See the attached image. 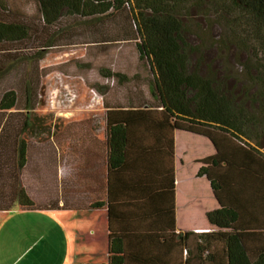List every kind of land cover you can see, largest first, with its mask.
I'll list each match as a JSON object with an SVG mask.
<instances>
[{"label":"trees","instance_id":"obj_1","mask_svg":"<svg viewBox=\"0 0 264 264\" xmlns=\"http://www.w3.org/2000/svg\"><path fill=\"white\" fill-rule=\"evenodd\" d=\"M195 0L198 7V2ZM37 16L32 26L18 21L17 14L0 0V55L11 50L4 47L20 44L26 40H37L44 33L54 41L63 31L48 36L46 30L66 15L83 19H101L124 15L129 29L125 40H137L139 58L146 63L152 77L149 82L150 95L155 105L135 108L134 104L112 108L105 106L104 134L106 137L107 177L123 164L128 146V133L151 125L150 129L169 132L175 130L174 122L205 128L230 136L243 144L250 152L264 160L257 147L243 141L242 122L235 119L236 99L217 82L215 74L208 79L189 73L188 52L191 50L183 36L184 27L180 21L183 6L189 0H34ZM208 6L221 12L232 44L251 48L256 52L253 82L260 90L251 95L248 102L259 105L257 114L264 113V0H207ZM199 8V7H198ZM16 18V19H15ZM229 19V20H228ZM133 36L136 38H133ZM41 42L40 47L52 45ZM17 53V50H14ZM39 49L35 60L42 59ZM2 58V56H1ZM26 56H12L7 63L19 65L31 60ZM252 68V65H251ZM223 84V85H222ZM225 91V94L222 92ZM30 93L25 114L18 112L16 92L4 93L0 100V184L7 178L23 174L28 167L29 141L27 133L37 131L36 117L31 113ZM262 102V104H259ZM124 106V105H123ZM256 114V112H255ZM255 114L248 116L246 124L257 122ZM238 115V114H237ZM35 120V121H34ZM144 125V126H143ZM260 127L263 123L257 122ZM49 142V141H48ZM53 151V144L49 143ZM215 144H213L214 146ZM54 154V153H52ZM218 160V159H217ZM212 167L222 165L221 160L211 159ZM14 169V170H13ZM209 167L202 166L197 177L209 178ZM257 176V175H256ZM213 192L223 188L221 179L210 180ZM228 184V183H227ZM145 190V189H144ZM110 182L106 186L104 201L84 204V209L105 210L107 214V264H176L173 255L182 245V236L174 232V188L140 190L138 200L115 202ZM17 204L25 210H35V203L21 188L17 191ZM13 203H9L11 206ZM4 205V206H3ZM8 204L0 203V208ZM57 206H55L56 208ZM79 207V206H77ZM83 207V206H80ZM63 209H77L64 203ZM135 222V226L125 225ZM147 219V220H146ZM255 228L236 229L235 224L251 221ZM147 221V224H143ZM210 226L208 232H196L195 264H264V202L262 203H220L219 207L206 213ZM131 228V229H129ZM178 239V241H177ZM181 243V244H180ZM149 249V251H146Z\"/></svg>","mask_w":264,"mask_h":264},{"label":"rangeland","instance_id":"obj_2","mask_svg":"<svg viewBox=\"0 0 264 264\" xmlns=\"http://www.w3.org/2000/svg\"><path fill=\"white\" fill-rule=\"evenodd\" d=\"M6 4L17 14L18 21L32 26L37 16L34 0H6ZM207 4V0H201L197 4L199 8H196L195 0H189L180 14L184 27L183 36L191 49L187 54L188 72L202 79H208L210 74H215L218 83L225 81L222 85L236 99L234 107L236 106L238 115L234 117L243 124V141L257 147L264 155V113L263 116L257 114L259 105L248 102V98L260 90V86L253 82L256 77L253 67L256 52L248 47H240L237 43L232 44L230 32L226 28L228 22L223 21L227 17ZM128 29L129 22L124 15L89 21L66 14L59 24L46 30L47 37H52L58 30L63 31L54 41L49 37L45 40L42 33L37 40H26L3 48L11 51L9 54L0 55V100L5 92L15 91V109L25 114L24 108L30 93V104L34 108L31 114L36 117L34 126L38 127L36 132L32 130L25 136L31 150L38 143L40 149L44 150L49 146L48 141L64 140L61 147L65 158L64 165L68 171L74 173L77 133L81 130V124L90 130L93 121L95 128L92 129L104 132V109L107 106L131 107L127 104L132 103L135 108H145L156 104L149 91V82L153 77L146 63L139 58L137 40H122ZM41 42L52 47H40ZM43 48L45 51L42 59L35 60L38 50ZM12 56L33 59L11 65L7 61ZM258 56L261 58L264 54ZM222 93L225 94V91ZM251 114H255L257 122L263 123L261 127L257 122L246 124ZM81 116L88 118L87 123L86 120L78 123ZM177 127L180 139L189 137L193 143L184 160L186 175H190L198 167L192 160L215 152L211 143L218 148L217 157L222 162L220 175H217L221 179L222 190L216 193L210 189L209 182L216 177L215 174L206 180L187 181L180 186L181 211L184 206H188L189 212L194 213L196 222L200 223L204 221L203 210L210 211L221 202H264L263 159L228 135L192 127L186 123H179ZM29 162L32 167L36 164L35 159ZM23 174L27 184L26 178L29 174L27 171ZM184 194L190 199L186 200ZM185 200L190 203H183ZM70 216L40 211L23 212L16 204L10 212L0 214V247L10 251L23 248L40 234L47 233L52 236L50 242L57 249L62 246L54 254V261H60L63 245L68 243L70 247L75 246L73 237H70L76 233L75 218ZM95 225L102 229V224H94L97 229ZM250 225L257 227L259 224L254 222ZM89 233H93V230ZM85 238L86 235H82V241Z\"/></svg>","mask_w":264,"mask_h":264},{"label":"crops","instance_id":"obj_3","mask_svg":"<svg viewBox=\"0 0 264 264\" xmlns=\"http://www.w3.org/2000/svg\"><path fill=\"white\" fill-rule=\"evenodd\" d=\"M86 119L88 118L81 116L78 123H84ZM179 123L174 122L175 130L172 135L169 132L152 130L150 129L151 125H145L146 129L143 127L136 130L131 129L128 133V146L123 164L112 171L108 177L106 137L103 131L98 132L92 129L94 127L93 121H91L90 127L92 128H89L90 130L81 124V130L77 133L74 173L68 171L64 165L63 160L65 158L61 150L64 140L48 142L53 144V151L48 145L47 148L41 150L40 143L37 144L36 148L33 146L34 150L29 148V160L35 159L36 164H33V168L28 161L29 169L24 170L29 174L26 178L28 183H25L24 174H18L15 177L13 174L11 178H7L0 184V203L8 204V206L5 205L4 208H0V214L14 209L18 203L17 191L22 188L35 203L41 204L35 210L21 209L17 204L21 211L50 212L58 216L71 215L70 217L75 218L76 233L74 236L73 234L70 236L73 237L75 246L71 245L70 247L68 243L63 245L62 259L55 262L54 254L62 246H58L57 249L56 245L50 242L52 236L42 233L23 248L10 251L0 247V264H107L108 223L106 211L84 209V204L88 205L105 200L107 182H110L112 188V200L120 203L138 200V197L141 196V189L145 192L151 188L157 189V187L164 190V188L173 185L174 232L176 235L182 236L183 242L180 247L176 248L177 253L173 255V259L177 260L176 264H195L197 240L195 233L210 229L206 221V213L209 211L203 210L204 221L200 223L196 222L194 213L189 212L188 206L187 208L184 206L181 211L180 195L182 190H180V186L185 185L191 179L206 180L207 177L205 176L197 177L202 166L210 168L209 177L213 174L218 177L221 165L215 168L211 166V159L219 160L217 157L218 148L208 140L215 152L207 156L201 155V157L192 160L198 167L193 169L190 175H186L184 160L188 156L187 150L193 143L189 137L180 139L177 127ZM185 194V199H190ZM186 200L183 203L188 202L189 204L190 202ZM66 202L75 205L77 209H63L62 207ZM9 203L13 204L9 206ZM55 206L57 207L55 208ZM218 207L219 204H216L215 208L209 210L212 211ZM126 220L128 221V219H125V225L132 227L136 225L135 222L129 223L130 221L126 222ZM97 223L102 224V229L96 225L97 229L94 228V224ZM142 223L147 224L148 222L143 221ZM250 223H254L253 220L244 223L239 222L235 224V228H255ZM91 230L93 233L90 234ZM1 231L2 229H0V236ZM83 231H87V233ZM82 235H86L83 241Z\"/></svg>","mask_w":264,"mask_h":264},{"label":"built area","instance_id":"obj_4","mask_svg":"<svg viewBox=\"0 0 264 264\" xmlns=\"http://www.w3.org/2000/svg\"><path fill=\"white\" fill-rule=\"evenodd\" d=\"M198 233H200V232H202V231H197ZM203 232H208V230H206V231H203Z\"/></svg>","mask_w":264,"mask_h":264}]
</instances>
